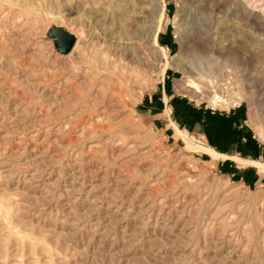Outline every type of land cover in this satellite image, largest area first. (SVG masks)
I'll list each match as a JSON object with an SVG mask.
<instances>
[{
  "label": "rangeland",
  "instance_id": "1",
  "mask_svg": "<svg viewBox=\"0 0 264 264\" xmlns=\"http://www.w3.org/2000/svg\"><path fill=\"white\" fill-rule=\"evenodd\" d=\"M133 1L0 0V264H264V176L172 126L264 163V0H207L203 33L164 0L157 42L187 66L164 73L159 11ZM206 111L259 156L233 129L207 134Z\"/></svg>",
  "mask_w": 264,
  "mask_h": 264
},
{
  "label": "bare ground",
  "instance_id": "2",
  "mask_svg": "<svg viewBox=\"0 0 264 264\" xmlns=\"http://www.w3.org/2000/svg\"><path fill=\"white\" fill-rule=\"evenodd\" d=\"M133 2H137L139 3L137 0H134ZM179 2V1H178ZM236 2V1H235ZM241 2V1H240ZM206 3H207V0H181V5H180V13H183V17L185 16V20L186 22L185 23H190V26L189 28L192 29V31H195L198 32V33H203L206 29V26H207V8H206ZM234 3V2H233ZM242 3V2H241ZM258 3V2H257ZM260 3V2H259ZM135 4V3H134ZM147 4V3H146ZM218 4V3H217ZM241 5V4H239ZM131 6V5H130ZM153 11L154 12H157L159 11L158 13V19L157 21L154 23L153 21V25H150L149 26V30L152 31L151 32V35H147L148 36V39L150 41V48L153 50V52H155L156 55H158L159 57H162L165 59L164 63H163V67L161 68V73H164V71L166 70V68H170V67H173V68H187V66H185V62L186 61H183L182 57L180 58V54L181 52L184 51V46L183 44L180 43V47H179V50L177 51L176 54H174L173 56H170V59L167 58V51H166V48L163 47V46H160L157 42V33L158 31L161 29V26L162 24H164L166 21H167V12H166V9H165V6L166 4H164V0H153ZM242 6V5H241ZM244 6V5H243ZM263 6V5H262ZM139 8V7H138ZM255 8V7H254ZM132 9L131 12L134 13L136 11L135 7L132 6ZM152 9V8H151ZM245 9V8H244ZM249 9V8H248ZM247 9V10H248ZM260 9V8H259ZM262 9V8H261ZM138 11V10H137ZM115 12V11H114ZM242 12V11H241ZM117 13V11L115 12ZM119 14V13H118ZM155 14V13H154ZM248 14V13H247ZM116 14H114L115 16ZM121 14H119L120 16ZM125 15V14H124ZM123 15V16H124ZM249 15V14H248ZM253 15V13L251 14ZM259 15V14H257ZM117 16V15H116ZM256 16V15H255ZM126 17V16H125ZM116 18V17H115ZM114 18V20H115ZM118 18V16H117ZM145 18V16H144ZM182 18V17H181ZM183 19V18H182ZM210 19V18H209ZM242 19V18H241ZM254 19V18H253ZM117 20V19H116ZM126 20V19H125ZM118 21V20H117ZM184 21V20H183ZM209 21V20H208ZM124 22H127V21H124ZM151 22V23H152ZM211 22V21H210ZM181 23V21H180ZM178 23V24H180ZM125 24V23H124ZM187 25V24H186ZM184 24V26H186ZM119 26V25H117ZM183 26V27H184ZM178 27V25H177ZM187 27V26H186ZM132 28V27H131ZM118 29V28H117ZM120 29V28H119ZM182 29V28H181ZM187 29V28H186ZM190 29V30H191ZM121 30H119V35H118V38H124L125 37V40L127 39H134L136 37V33L135 32H131V31H127V32H121ZM149 31V32H150ZM181 33V32H180ZM193 33V32H192ZM194 33V35H195ZM197 33V34H198ZM140 35V34H139ZM137 35V36H139ZM179 35V34H177ZM182 36V34H180ZM204 35V34H202ZM197 36V35H196ZM245 36V35H244ZM140 38V37H139ZM129 41V40H128ZM180 41V40H179ZM181 42V41H180ZM190 42V41H189ZM76 46L77 45V42H75L74 46H73V49L71 51V53L73 52L74 49H76ZM130 49V48H129ZM104 50V49H103ZM107 50V49H106ZM131 52V55L133 57H137V54H136V50H134L132 48V50L130 51ZM70 53V54H71ZM68 54V55H70ZM195 54V53H194ZM145 55V54H144ZM200 56V55H199ZM202 56V55H201ZM103 57V56H102ZM141 57V56H140ZM67 58V57H66ZM138 58V57H137ZM136 58V59H137ZM142 58V57H141ZM193 58V57H192ZM71 59V58H70ZM188 59V58H187ZM102 60H105L104 58H102ZM138 61V60H137ZM136 61V62H137ZM140 61V60H139ZM142 61V60H141ZM140 61V62H141ZM72 62V61H71ZM139 62V63H140ZM257 64V63H256ZM114 66L120 68L121 70H123V67L122 65H118V64H115ZM198 66V65H197ZM106 67V66H105ZM104 70V68H101ZM64 70V69H63ZM107 70V69H106ZM79 71V70H78ZM107 71H105L104 73H106ZM112 74H114L113 72H111ZM118 76L119 78H121L119 75H116ZM115 77V76H114ZM82 79V78H81ZM118 79V78H117ZM122 80V79H121ZM120 81V80H119ZM196 84L195 81L193 79H190L188 78V80L186 81V86L188 87H193L195 86L196 87ZM67 85V84H66ZM198 88V86H197ZM129 95V94H128ZM113 99V98H112ZM210 100L214 103L217 104V101H220V102H224L225 104H229L228 103V100L227 99H223L221 96H219L218 94L214 93L213 96L210 98ZM99 109V108H98ZM168 112L169 110H166L165 111V114L168 116ZM169 118V116H168ZM172 122V121H171ZM100 125V124H99ZM98 125V126H99ZM92 126V125H91ZM172 126L175 128L174 130H176V133L177 135H179L182 139H183V142L185 143L186 147L189 149H196L200 152H203V153H206L208 154L212 160H217V159H230V160H233L235 161L239 166L241 167H244V166H247V165H251L253 167H255L258 171V173L261 175V176H264V163L262 162H259L257 160H249V159H244V158H241V157H238V156H229V155H226V154H222V153H219L217 152L216 150H214L213 148H211L210 146H201V145H196L194 143L191 142L190 139H186L185 138V134L184 132L179 129L175 123L172 122ZM164 188V187H163ZM1 209V208H0ZM6 209V208H5ZM7 210V209H6ZM6 210L4 211L3 208H2V211L6 212ZM145 210V209H144ZM1 211V210H0ZM3 212V213H4ZM5 214V213H4ZM3 214V215H4ZM200 216V215H199ZM200 219V218H199ZM199 221V220H198ZM198 228V227H197ZM196 231V230H195ZM197 232V231H196ZM255 232V231H254ZM195 235V234H194ZM255 236V235H254ZM256 238V237H255ZM254 243V242H253Z\"/></svg>",
  "mask_w": 264,
  "mask_h": 264
},
{
  "label": "trees",
  "instance_id": "3",
  "mask_svg": "<svg viewBox=\"0 0 264 264\" xmlns=\"http://www.w3.org/2000/svg\"><path fill=\"white\" fill-rule=\"evenodd\" d=\"M174 102H176V100H173V103ZM179 103H182V101H179ZM188 112H189V116H190L191 121H194V120L196 121L198 118V115L201 113L200 110H192V109H189ZM204 122L207 124V131H206L207 134L211 130L212 133L216 137H221L222 133H224V130H226V129L230 130L231 126H232V120L229 116L228 117L221 116L217 113H210L208 111L205 112ZM232 129H233V131H232V133H233L232 134L233 135L232 141L233 142H241L243 138L245 140L243 143L244 149L238 151L240 153V155L252 156L254 158L258 157L259 156L258 146L255 143V141L252 140L251 136L249 134L242 135L239 133V131L236 132L234 127ZM211 145L217 149H222L218 145L213 144L212 142H211Z\"/></svg>",
  "mask_w": 264,
  "mask_h": 264
},
{
  "label": "water",
  "instance_id": "4",
  "mask_svg": "<svg viewBox=\"0 0 264 264\" xmlns=\"http://www.w3.org/2000/svg\"><path fill=\"white\" fill-rule=\"evenodd\" d=\"M61 39H62V47L64 49V51H68L71 49L73 43H74V37L71 36L70 34L67 35V34H62L61 35Z\"/></svg>",
  "mask_w": 264,
  "mask_h": 264
},
{
  "label": "crops",
  "instance_id": "5",
  "mask_svg": "<svg viewBox=\"0 0 264 264\" xmlns=\"http://www.w3.org/2000/svg\"><path fill=\"white\" fill-rule=\"evenodd\" d=\"M161 113H158L154 116L155 119H160V117L162 118V121H164L165 123L167 122H170L171 119H166V118H163L162 116H160ZM169 127V125H167V128Z\"/></svg>",
  "mask_w": 264,
  "mask_h": 264
}]
</instances>
